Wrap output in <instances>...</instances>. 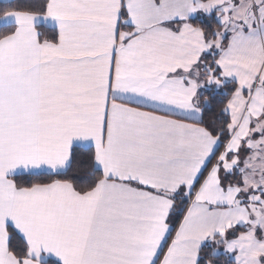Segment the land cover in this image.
<instances>
[{"label": "snow or ice", "instance_id": "obj_1", "mask_svg": "<svg viewBox=\"0 0 264 264\" xmlns=\"http://www.w3.org/2000/svg\"><path fill=\"white\" fill-rule=\"evenodd\" d=\"M0 264H264V0L0 8Z\"/></svg>", "mask_w": 264, "mask_h": 264}, {"label": "trees", "instance_id": "obj_2", "mask_svg": "<svg viewBox=\"0 0 264 264\" xmlns=\"http://www.w3.org/2000/svg\"><path fill=\"white\" fill-rule=\"evenodd\" d=\"M21 2L27 3L28 0H14V1L8 2V3L0 2V8H4V7H7L9 5L19 4ZM224 119H227V116H225ZM80 174H83V173L81 172ZM181 219H182V217H181ZM178 226H179V221L176 222V227H178Z\"/></svg>", "mask_w": 264, "mask_h": 264}, {"label": "crops", "instance_id": "obj_3", "mask_svg": "<svg viewBox=\"0 0 264 264\" xmlns=\"http://www.w3.org/2000/svg\"><path fill=\"white\" fill-rule=\"evenodd\" d=\"M14 0H0V2H3V3H8V2H12Z\"/></svg>", "mask_w": 264, "mask_h": 264}]
</instances>
